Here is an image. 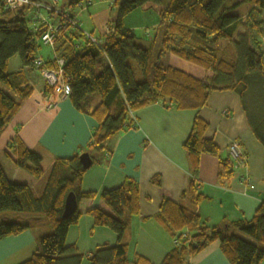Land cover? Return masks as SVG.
<instances>
[{"label":"trees","instance_id":"16d2710c","mask_svg":"<svg viewBox=\"0 0 264 264\" xmlns=\"http://www.w3.org/2000/svg\"><path fill=\"white\" fill-rule=\"evenodd\" d=\"M65 1L75 7L91 0ZM110 1L113 13L109 17V32L102 38L96 37L95 44L89 43L77 29L69 31V27L57 32L54 43L58 58L64 60L63 72L70 87L67 99L77 112L90 116L96 123L86 149L107 151L108 139L136 128L131 114L141 108L159 104L166 110L195 111L182 145L190 173L187 186L178 202L162 198L154 216L173 240V249L160 264H186L189 256L214 242L229 264H259L264 258V200L250 221H225L216 227L206 225L195 209L204 199L196 177L201 155L216 159V181L220 187H227L236 167L230 155L223 156L213 141L204 136L207 123L198 111L212 92L230 91L239 96L249 128L264 152V0ZM147 4L159 7L158 30L148 47H143L136 43L134 31L124 26V18ZM244 4L250 10L242 20L233 10ZM29 10L30 6L7 7L5 0H0V134L32 94L23 71H7L13 57L27 72L34 71L45 25L33 32ZM240 27H244V34L236 35ZM81 39L85 43L82 48L74 42ZM220 40L228 41L231 48L218 47ZM167 54L202 68L204 77L195 79L164 66L162 59ZM100 57L104 64L96 72ZM129 61L138 66L140 82L135 80ZM46 65L53 68L54 61L44 62ZM47 93L45 86L44 94ZM7 149L10 154L6 156L16 168L35 178L42 175V158L17 136L10 140ZM79 155L55 158L37 196L28 185L10 182L0 168V240L27 230L37 233L40 227L47 226L50 232L36 238L34 253L20 264H81L84 258L88 264H151L139 255L129 259L124 242L130 218L139 212V187L131 178L100 192L99 198L110 213L95 207L86 212L94 227H104L115 234L116 245H102L86 255L75 246L66 245L69 227L77 224L81 216L76 211L62 219L66 196L72 192L78 201L95 197L94 192L81 191L86 170ZM242 155L244 162L246 156ZM90 157L95 163L94 157ZM150 183L160 187V177H152ZM14 214L27 220L21 224L12 219Z\"/></svg>","mask_w":264,"mask_h":264},{"label":"crops","instance_id":"0c3cea01","mask_svg":"<svg viewBox=\"0 0 264 264\" xmlns=\"http://www.w3.org/2000/svg\"><path fill=\"white\" fill-rule=\"evenodd\" d=\"M37 1L53 6L52 11L45 15L42 10L37 12L31 6L27 13L30 27L37 25V15L49 24H56L59 21L57 12L64 11L75 19L76 25L86 34L102 38L109 32V17L113 13L110 0H91L75 7L68 6L65 0L61 5L58 4L59 0ZM147 5L124 18V26L134 31L138 42L146 43L141 45L143 47H148L158 30L159 7ZM244 7L245 5H241L233 10L239 13L242 20L250 10L248 7L240 13L239 9ZM149 9L154 10L150 12L153 14L152 18H149ZM84 13L88 16L89 27H84L78 21ZM132 15H145L147 21L128 22ZM137 28L143 30L142 34H137ZM77 31L83 35L82 31ZM242 33L244 34V27H240L236 35ZM74 42L80 44L78 47L85 45L84 42ZM156 42L159 43V40L156 39ZM262 42L264 45V38ZM40 57L45 64L58 58L54 48H48L46 52L41 50ZM11 60L13 58L9 60L8 66ZM162 63L195 79H202L205 75L202 68L171 54L165 55ZM15 68L24 72L32 94L21 103L0 134V168L12 183L24 179L21 170L6 156V153L10 154L7 144L15 136L31 151L40 156L51 157L52 162L55 158H68L85 152L96 125L90 116L77 112L68 99L60 101L55 109L44 110L45 83L40 74L37 71L27 72L20 62ZM195 113L193 110H166L159 104H154L131 114L136 128L108 139L105 144L108 150L97 151L93 158L95 163L83 175L81 191L94 192L95 197L78 201L77 212L81 216L77 224L69 227L66 245L75 246L80 253L91 252L102 245H116L115 234L104 227H94L92 218L86 212L95 207L110 213L99 198L100 192L115 188L125 178H131L139 187V212L130 218L124 236L128 258L139 255L151 264L162 262L165 255L173 249V240L155 221L154 216L162 198L178 202L187 186L190 173L182 145L190 132ZM198 115L207 123L205 138L212 140L223 156L229 155V146L235 144L246 158L242 164L234 166V174L227 187H220L216 181V159L201 155L196 177L204 199L198 203L195 211L210 227L219 226L225 221L248 222L264 200V152L249 128L240 98L230 91L212 92ZM154 176L160 177V187L150 183ZM28 186L32 189V185ZM49 232V228L43 226L37 233L27 230L20 235L0 240V264H20L26 261L36 249V238ZM81 264L88 262L83 259ZM186 264L229 263L222 255L218 243L214 242L189 256ZM259 264H264V258Z\"/></svg>","mask_w":264,"mask_h":264},{"label":"built area","instance_id":"2783aa9c","mask_svg":"<svg viewBox=\"0 0 264 264\" xmlns=\"http://www.w3.org/2000/svg\"><path fill=\"white\" fill-rule=\"evenodd\" d=\"M7 7H21V6H32L37 12L44 10L46 13L52 11L51 6L38 3L33 0H5ZM59 21L56 24H49L42 17L37 15V25L31 26L33 32H36L41 25H45V30L40 36L39 44L54 48L55 37L57 32L65 31L68 27L77 29L76 21L70 17L67 13L59 11L57 12ZM40 18V19H39ZM85 39L89 43L95 44L98 39L90 34H84ZM64 60L62 58H56L54 60V67L47 68L44 66V60L37 56L34 61V70L37 71L49 93L44 94V110L49 111L57 108L58 103L62 100H66L70 93V87L68 79L64 76L63 72ZM229 155L235 165H240L243 162V155L235 144H231L228 148Z\"/></svg>","mask_w":264,"mask_h":264},{"label":"rangeland","instance_id":"374dc122","mask_svg":"<svg viewBox=\"0 0 264 264\" xmlns=\"http://www.w3.org/2000/svg\"><path fill=\"white\" fill-rule=\"evenodd\" d=\"M63 1L64 0H59V3L58 4L61 5ZM147 6H153V5L148 4ZM51 7H53V6H51ZM248 7H249L248 5H245L244 8L239 9V12L242 13ZM149 10L150 11L148 13L154 11L152 9H149ZM43 12H44L45 15H47V13L44 10H42V14H43ZM234 13L236 14V12H234ZM135 14H137V13H135ZM237 14H239V13H237ZM87 17H88L87 14L84 13L83 16L78 19L79 22L83 23V26L84 27H89V24H90V22L88 21V18ZM152 17H153V14L150 13L149 14V18H152ZM139 21L140 22L143 21V23H144L145 21H147V17L145 15H143L141 17H139L137 15H132V17H130V19H129L128 22L136 23V22H139ZM76 28L79 31H82L84 34L87 33L85 31L81 30L79 26H77ZM135 31L137 32V34H142V32H143V30L140 29V28H137V30H135ZM241 31L242 30H240V32ZM135 41H136L137 44H140V42H138V40H135ZM80 42H83V40L81 39ZM142 44L143 45H146V43H142L141 42L140 45H142ZM217 46L218 47H222V48L223 47H229V48H231V44L228 41H225V40H220L218 42ZM48 48L50 49V47H48V46H44V45L41 46L40 45V47L37 50V55L40 56L41 50L44 51V52L48 51ZM18 60L19 59L17 57H13V60H11V63L7 67V71L8 72H15V71H17L16 68H15V66H17V64H19V61ZM103 64H104V60H103L102 57H100L99 58V61H98V64H97V70H96V72L99 70V67L101 65H103ZM129 64H130V66L132 67V69L134 71L135 80L137 82H140L142 80V77H141V74H140V71H139L138 66L136 65V63L134 61H129ZM86 153H89L90 156H92V157H95V155L97 154L94 149H90V150L86 149ZM40 157L42 158V163H41V169L43 171L42 175L40 177H38V178H35V177L29 175L28 173H26L25 171L21 170V174L24 177V179L17 180L18 181V184L27 183L25 185H32L33 192H34V194L36 196L41 192L42 188L44 187V184L46 182V178L48 176V173H49V170H50V167H51V163H52L51 162V157H49V156L48 157L47 156H40ZM12 219L16 220L17 222H19L21 224L23 223L24 220H27L26 217L20 216L18 214L12 215ZM87 253H90V252H84L82 254L86 255ZM84 259L86 260V258H84Z\"/></svg>","mask_w":264,"mask_h":264},{"label":"water","instance_id":"95a60500","mask_svg":"<svg viewBox=\"0 0 264 264\" xmlns=\"http://www.w3.org/2000/svg\"><path fill=\"white\" fill-rule=\"evenodd\" d=\"M79 162L83 169L87 170L92 166V159L88 153H82L79 155ZM78 200L74 193L70 192L64 201L62 219H68L72 214L77 211Z\"/></svg>","mask_w":264,"mask_h":264}]
</instances>
